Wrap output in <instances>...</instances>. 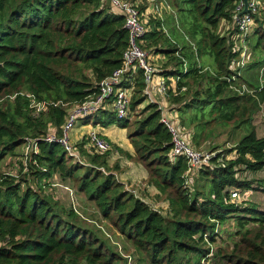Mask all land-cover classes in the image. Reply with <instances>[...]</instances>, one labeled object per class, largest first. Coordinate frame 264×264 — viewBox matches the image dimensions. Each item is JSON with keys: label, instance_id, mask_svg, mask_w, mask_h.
Segmentation results:
<instances>
[{"label": "trees", "instance_id": "trees-1", "mask_svg": "<svg viewBox=\"0 0 264 264\" xmlns=\"http://www.w3.org/2000/svg\"><path fill=\"white\" fill-rule=\"evenodd\" d=\"M236 2H179L180 28L195 40V50L180 51L176 40L152 27L153 19L145 20L141 42L150 55L164 48L168 68L161 67L162 76L180 77L177 93L169 87L166 98L178 109L189 144L215 153L207 164L186 174V158L170 157L172 136L160 121L156 101L148 102L133 119H117L106 106L85 120L127 128L135 150L132 157L144 165L148 182L169 202L166 214L125 188L118 178L119 165L107 164L109 152H94L82 139L80 147L76 145V160L61 145L39 141L21 176L0 173V264H128L109 245V234L103 239L83 225L78 212L61 204L46 181L54 174L73 184L123 235L136 264H200L209 254L215 222L231 216L240 227V239L232 252L221 254L219 248L215 256L226 264H264V211L247 197L252 182L241 178L244 169L256 172L264 167V137H258L249 122L264 104V56L245 65L258 71L263 67L253 75L254 81L242 70L245 66L234 65L239 56ZM261 19L256 18L252 46H262L264 52ZM221 21L229 27L218 33ZM127 44L123 15L103 0H0V160L50 129L60 133L68 112L63 103H79L97 94L98 83L121 65ZM202 56L211 59L210 67ZM134 79L130 115L147 98L141 70ZM27 93L51 104L35 114ZM231 122L246 131L231 148L205 144L212 125ZM199 139L206 140L200 144ZM233 190L242 195L231 198ZM249 223L254 227H246Z\"/></svg>", "mask_w": 264, "mask_h": 264}, {"label": "built area", "instance_id": "built-area-1", "mask_svg": "<svg viewBox=\"0 0 264 264\" xmlns=\"http://www.w3.org/2000/svg\"><path fill=\"white\" fill-rule=\"evenodd\" d=\"M103 1L106 2L107 0ZM109 1L111 7L123 15L124 27L128 33V44L122 54L121 65L98 83L99 92L97 94L89 95L83 101L73 104V107L67 112L60 133H57L54 129H50L47 134L40 138L34 141L27 140L26 143H23L22 147L24 148L25 160L29 154L37 152V142L39 141L57 143L74 157V159L80 160L76 146L71 143L69 136V131L76 126L78 120L85 121L100 108L106 106L114 112L117 119L129 118L131 113L130 103L135 91L134 76L137 75L138 70L142 71L146 84L148 85H151L154 75L160 72L152 64L149 52L141 47L142 38L146 32L145 14L139 10L141 2L139 0ZM150 1V4H152L154 0ZM242 8V0H238L233 9L234 25L238 30L236 43L239 44L236 48L239 51L236 63L240 68L249 62L250 52L247 37L253 35L257 28L258 22L256 18L259 20L263 18L264 20V0H248V11L238 16ZM228 27L226 26V29ZM167 80L170 81L171 79L161 75L160 80L156 83V88L162 96L166 95L170 87ZM151 92V88L148 89L146 86L145 93L147 96H152ZM25 96L29 98V106L35 114L45 110L48 103L51 104V102L36 100V97L32 93H27ZM108 100H110L109 105L106 103ZM54 104L56 105L57 103ZM166 105L167 103L165 104L164 99L158 102V108L161 112L160 121L166 126L172 136V148L169 155L173 159L180 156L185 157L187 161L186 174H189L194 169L201 167L203 164H207L211 156H214L215 153L201 151L192 147L182 134V126L175 111ZM86 140L87 143L84 147L94 152L104 153L111 150V144L99 132H88ZM53 185L67 191L69 197L74 199L75 193L73 188L63 185V183H53ZM132 192L134 193V190ZM230 196L231 198H237L240 196V193L238 190H233ZM73 208L76 211L74 206ZM127 258L129 264L131 257L128 256Z\"/></svg>", "mask_w": 264, "mask_h": 264}, {"label": "rangeland", "instance_id": "rangeland-1", "mask_svg": "<svg viewBox=\"0 0 264 264\" xmlns=\"http://www.w3.org/2000/svg\"><path fill=\"white\" fill-rule=\"evenodd\" d=\"M142 1H144V2L142 4L140 3V7H144L146 4L148 5L151 3V1L149 3L148 0H139V2H142ZM157 1H159V0H157ZM180 1L181 0H162V2L164 4H166V5L169 4L171 6V8H172L171 10L174 11V12H171L172 15H176V13L178 12V10L180 8V7L178 8V4ZM153 3H155V0L152 2V4ZM183 5L189 6L186 2L183 3ZM159 6H160V4H159ZM111 8H113V7H111ZM113 10H115V9L113 8ZM162 13L164 15H166L165 10L162 11L161 14ZM156 17L158 18L159 16L156 15ZM172 19L176 20V19H174V17ZM177 22L181 26L179 19ZM161 23H163L164 26L167 25V23L164 21H162ZM192 25H194V23ZM226 26L227 25H225V23H223L221 21L219 26H218L217 32L218 33L224 32V30L226 29ZM192 27L194 28V26H192ZM172 33L175 35V37H177L179 35L177 30L172 31ZM180 34H182V35L184 34L186 36V38H185V36L183 37V40L185 42H187V44H189V42H191L192 45L195 44V40L190 36L189 33L185 34L183 31ZM255 38H256L255 35L254 36L251 35L249 37L248 44L250 46L249 51H251V54L249 57V64H247L248 66L250 64L256 62L258 59H260L261 56H264L262 46H259L257 48H253L252 44H253V41L255 40ZM237 45L239 46V44H237ZM234 65L237 66L236 61L234 62ZM248 66H245L244 68H242V70H244V72H247L248 78L253 79L252 81H254L253 75L255 73L258 74V72H261V70L258 71V70H256L255 67L252 68V67H248ZM256 66H258V65H256ZM155 68L160 70L159 67H155ZM261 75H264V73H261ZM161 99L162 100L164 99L163 96L157 92H154L152 94V96H150V97L148 96L147 99L144 100L143 103H141L140 105H138L134 108V111L132 112L133 115H130V117L133 119V118H135V116L140 115L141 109H143L148 104V102H150V101L160 102V101H162ZM63 106H65L66 109L68 111H70V109L73 107V104L63 103ZM79 122H85V121L78 120L76 127L78 125H80ZM249 122H250V126L254 127L256 135L258 137H264V104H261L260 109L251 116V120ZM87 123H89V122H87ZM211 127L213 129V132H211V137H209L210 140H207L205 144L210 143L213 145H218L219 150H225V149L231 148L233 146V144L235 143V140L239 139V137L246 132L243 126L237 127L236 123H234V122L229 123L225 127H222L219 125H212ZM75 128H73L72 130L69 131V136H70L71 143H73L76 146L77 145L76 142L79 141V143H80L82 140L80 137L82 135V131L79 130L78 132H76L77 137H79V138H78V140H74L75 138L72 137V134L74 131H76ZM205 140L206 139H202V141H201V139H199L200 144H203ZM73 141H75V142H73ZM80 145L81 144H79V147H80ZM195 147H197V146H195ZM197 148L199 150L203 151L201 149V147L198 146ZM108 152H109V155H112V154L116 155L115 149L112 145H111V150ZM24 158H25L24 148L22 146H17L14 149L13 154H7L5 157H3L0 160V173L1 174L21 176L25 171H27V161ZM131 160L133 161V163L135 165L140 164L138 166H140L141 168H144L147 171V169L144 167V165L139 163L138 161H136L133 157H131ZM114 165H119L120 171L122 170V167L120 166L118 160L114 161L113 164L111 165V167ZM120 171H119V173H120ZM119 173H118V178H119ZM242 173H243L241 176L242 179L250 180L252 182L253 188L250 191H247V192L245 191L248 195L247 197L249 198V201L254 202L259 209L264 211V167L260 170H257L256 172H252V171L244 169L242 171ZM55 176H57V175L55 174ZM55 176L50 177L46 181L49 182L50 188H54L55 195L58 198V200L61 202V204L65 205L68 208L71 207V209H74L73 208V206H74L76 211L78 212V214H77L78 217L81 219V221L85 227L94 229L95 231L98 232L99 236L102 237L103 239L108 238V234H109L112 238V240L109 239V241H110L109 245L112 246V249L115 250L116 252H118L123 257L127 258L128 256H130L131 260L129 261V264H136V261H135L136 258H134L133 254H131L133 248L130 245V243L125 240L123 235L120 234L117 229L113 228L108 222L104 221L101 218V216L98 213V211L96 210L94 204L91 201H88L81 193H78L75 190L76 188L73 184H70L69 182H63L59 179V177H57L53 180V177H55ZM121 181H123L125 183L124 184L125 188L129 189L130 191L134 190V194L136 196L138 195L139 197H143L144 193H151L152 189L150 187H152V186L155 187L150 182H148V171H147V177L145 180L143 179L142 184L139 183L136 186L134 184L128 185L127 183H129L130 181L129 182H127L128 180H121ZM53 183H55V184L56 183H63V184L70 185L71 188L74 189V193H75L74 199H71L69 196L67 197L65 193L60 194L59 187L54 186ZM22 187H24V185H22ZM55 188H57V190ZM148 189H151V190H149V192H148ZM157 191H158V193L154 192L155 194L148 195V199H146V200L150 204H152L154 207H156L158 210H160L163 215H165L166 212L169 210V202L167 200H165V198L162 194L159 193V190H157ZM238 192L241 193V195H242V192H240V191H238ZM215 224H216L215 228L211 234L213 236L214 240L210 244L206 243L208 248H209V254L205 258H202L200 260V264H226V262L223 261L219 256H215L217 249L220 248L222 250L221 254L230 253L234 249V243L240 239V235L237 234V232L240 231V227L237 225V221L233 216L228 217V219L223 223L215 222ZM98 225L102 227V230L98 227ZM246 227H254V224L249 223L246 225ZM208 234L209 233H206V235H205L206 239L204 238V240L207 242H208Z\"/></svg>", "mask_w": 264, "mask_h": 264}, {"label": "crops", "instance_id": "crops-1", "mask_svg": "<svg viewBox=\"0 0 264 264\" xmlns=\"http://www.w3.org/2000/svg\"><path fill=\"white\" fill-rule=\"evenodd\" d=\"M143 2L144 1H142L141 4ZM148 2H149V0H148ZM159 4H160V6H159ZM171 9H172L171 6L169 4H167V5L164 4L162 2V0H159V1L155 0V3L148 4V5L146 4L144 6V11H143L145 14L144 18L146 21L148 20V22L151 21V19H153L154 22H152V27L157 26L156 29L158 31H162L163 33H165V36H167V38H170L171 40L172 39L176 40L177 46H178V48H180L179 49L180 51L181 50L183 51V49H184V51L189 52L191 50V48H193L195 50V44L192 45L191 42H189V44L191 45L190 46L189 44H187V42H185L183 40V37L185 35L184 34L182 35L180 33L184 31V33L186 34L188 32L184 28H180V24L177 22L179 17H180V14L177 12L176 15H172L171 12H174V11H172ZM164 10L166 12V15H164L163 13L161 14V12ZM156 15H158L159 17L157 18ZM173 17L176 20H173L172 19ZM162 21L166 22L167 25L164 26V24L161 23ZM175 30H177V32L179 33V35L177 37H173L170 34V32L175 31ZM185 38H186V36H185ZM178 52H176V54H174V55L175 56L178 55ZM179 53H181V52H179ZM202 57H203V62H205L206 66L210 67L211 66V59L208 56H202ZM150 60H151L152 64L155 67H159V69H161L160 67H162V66H165V68H168L167 67L168 56L164 53L163 47H161V48L158 47V51L153 52L150 55ZM198 61L201 62L202 58L198 59ZM183 64L186 66L188 64V62L184 61ZM262 70H263V68L261 69V71ZM160 73H161V71L157 72L154 75L152 82H151V85L146 84L148 89L151 88V91H152L151 94H153L154 92L159 93L157 88H156V83L160 80V76H161ZM170 79L171 80H170L169 86H170V88H172L173 94H176L177 93V81L180 80V77L179 76H177V77L172 76V77H170ZM145 83H146V81H145ZM184 89H185V87H182L180 91H183ZM144 92H145V90H144ZM166 95H167V93H166ZM166 95L163 96L164 102H165V104L167 103L166 106H168V108H170L172 110L173 104H170L167 101ZM173 110L175 111V113L179 119L178 109L173 108ZM79 123H80V125H78L77 127L75 126L76 128L74 127L76 129V131H74L72 134V137L75 138L74 140H78L79 137H77L76 132H78L79 130L82 131V135L80 137H81V139H84V140L87 138L88 132H90V131L99 132L101 135L104 136V138L106 140L109 141V143L115 149L116 155L112 154V155H108V157H107L108 166L111 167L113 162L118 160L120 166L122 167V170L119 173V179L128 180L127 182L130 181L129 183H127L128 185L134 184L136 186L139 183L142 184L143 179L145 180L147 177V171L144 168H141L140 166H138L140 164L135 165L133 163V161L129 158V157H132L135 155V150H134V148H133V146L130 143V140L128 138L127 128H121L117 125H110V126L104 127L101 125H94L91 123H86V121L85 122H79ZM73 142H75V141H73ZM76 144L78 145L79 141L76 142ZM54 176H55V174H54ZM57 177L58 176L53 177V180ZM63 185L70 186L68 184H63ZM150 188L152 190L148 189V192H149V190H151V193H144L143 197H140V198L146 200V199H148V195L155 194L154 192L158 193V191L155 187L152 186ZM55 189L57 190V188H55ZM59 192H60V194L65 193L67 197L69 196L67 191H65L61 188H59Z\"/></svg>", "mask_w": 264, "mask_h": 264}, {"label": "water", "instance_id": "water-1", "mask_svg": "<svg viewBox=\"0 0 264 264\" xmlns=\"http://www.w3.org/2000/svg\"><path fill=\"white\" fill-rule=\"evenodd\" d=\"M105 3H106V5H107L108 7H111V5H110V1H109V0H107ZM242 3H243V8H242V10L238 13V16H240V15H242V14H244L245 12L248 11V0H242Z\"/></svg>", "mask_w": 264, "mask_h": 264}]
</instances>
